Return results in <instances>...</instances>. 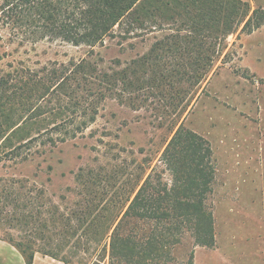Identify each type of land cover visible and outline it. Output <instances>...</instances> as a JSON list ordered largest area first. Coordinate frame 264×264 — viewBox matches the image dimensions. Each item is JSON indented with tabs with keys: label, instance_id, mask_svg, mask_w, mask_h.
<instances>
[{
	"label": "rangeland",
	"instance_id": "rangeland-1",
	"mask_svg": "<svg viewBox=\"0 0 264 264\" xmlns=\"http://www.w3.org/2000/svg\"><path fill=\"white\" fill-rule=\"evenodd\" d=\"M6 1L0 0V77L10 75L18 85L37 75L46 84L51 70L60 75L69 61L84 58L96 78L110 75L115 86L95 81L91 97L79 90L73 123L51 124L18 156L3 157L0 145V237L48 251L62 246L61 255L109 264L111 235L132 192L147 177L156 190L159 183L171 185L163 152L182 126L213 152L204 203L213 210L219 241L213 249L197 247L184 232L160 260L127 256L117 264H264V76L256 72L264 28L256 35L240 32L251 9L242 23L233 15L225 31L195 30L187 42L186 28L174 24L140 37L116 34L89 49L10 21ZM239 1L251 6L254 0ZM175 43L182 59L165 51ZM60 93L41 117L58 123L73 115V109L61 113L68 99ZM176 153L186 162L185 147ZM134 222L121 227L123 237L134 226L147 234L150 225Z\"/></svg>",
	"mask_w": 264,
	"mask_h": 264
},
{
	"label": "trees",
	"instance_id": "trees-1",
	"mask_svg": "<svg viewBox=\"0 0 264 264\" xmlns=\"http://www.w3.org/2000/svg\"><path fill=\"white\" fill-rule=\"evenodd\" d=\"M3 9L10 21L14 19L28 27H37L38 33H43L42 38L46 35L58 37L68 45L91 49L102 44L105 38H113L116 34L126 38L133 35L140 37L142 34L158 32L165 25L172 27L174 24L186 28L187 42L195 30L204 28L205 31H225L233 15L238 24L242 23L249 14L250 6L239 0H10L5 2ZM239 11L241 15L238 14ZM262 25L264 10L256 9L244 22L240 32L249 34ZM177 39L182 37L177 36ZM178 48L180 46L175 43L167 45L165 51L167 55L175 54L182 59ZM159 59L162 60L161 57ZM94 69L82 58L75 62L69 61L60 75H57L56 70H51V81L46 84L44 77L37 75L34 76L38 78L35 81L33 78L21 80L18 85L10 75L0 77L2 156H18L23 148H27L48 132L51 124L53 127L50 129H56L67 121L69 125L72 124L74 114L80 108L76 100L79 90L89 92L91 97L95 95V81L115 86L110 75L104 74L101 80L96 78ZM119 81L126 87L127 79ZM61 91H66L64 97L68 99V106L59 109L61 113L73 109V115L68 119H61L58 123L41 117L45 104H50L56 97L63 95ZM97 94L103 96L101 91ZM81 122L83 127L87 125L85 119ZM181 146L185 147V152L188 153L185 154L186 162H181L176 153L177 148ZM163 157L172 174L171 185L168 187L159 183L161 187L156 190L151 188L147 177L137 191L132 192L133 197L111 235L109 264H117L118 260L127 256L132 260L134 257L144 261L160 260L180 242L184 232L191 233L196 246L213 247L212 214L204 203L206 194L211 191L214 174L208 142L180 126L164 150ZM204 159L210 162L207 173L201 167ZM128 219H134V224L150 225L147 234H144L142 227L134 226L128 229L126 237H123L121 227ZM119 237H123L120 238L122 244L117 247L115 239ZM4 240L21 249L26 257V264H32L35 253L65 264H87L84 263L85 259L67 255V252L61 255L62 246L48 251L49 249H36L30 244L16 243L12 239ZM131 259L128 260L129 264L134 263ZM125 262L127 264V260Z\"/></svg>",
	"mask_w": 264,
	"mask_h": 264
},
{
	"label": "crops",
	"instance_id": "crops-1",
	"mask_svg": "<svg viewBox=\"0 0 264 264\" xmlns=\"http://www.w3.org/2000/svg\"><path fill=\"white\" fill-rule=\"evenodd\" d=\"M261 1H263V0H261ZM250 9H251V13L256 9L264 10V3H258L257 0H254L251 2ZM263 28H264V25H262L260 28H258L256 30L252 31L249 34L245 33V35H250V34L256 35L259 33L261 34ZM260 59H261V61L258 63V68L256 69V72L259 73V75L264 76V56H260ZM210 149H211V147H210ZM211 153H213L212 149H211ZM212 156H213V154H212ZM212 161H213V158H212ZM211 214H212L213 230H214V245H213V247H206V246H197V247L213 249L216 246V242L219 241V236H217L216 232H215V225H214V218H213V210L212 209H211ZM193 254H194V257L196 258L198 253L196 251ZM0 264H26V257L22 253L21 249L18 248L16 245L10 243L9 241H6V240L0 238ZM32 264H65V263H63L59 260L53 259L49 256L42 255L40 253H35L34 257H33Z\"/></svg>",
	"mask_w": 264,
	"mask_h": 264
}]
</instances>
